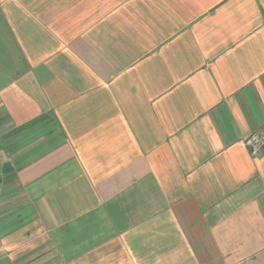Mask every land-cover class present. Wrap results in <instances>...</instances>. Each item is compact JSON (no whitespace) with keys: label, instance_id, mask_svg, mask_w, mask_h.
<instances>
[{"label":"crops","instance_id":"obj_1","mask_svg":"<svg viewBox=\"0 0 264 264\" xmlns=\"http://www.w3.org/2000/svg\"><path fill=\"white\" fill-rule=\"evenodd\" d=\"M264 0H0V264H264Z\"/></svg>","mask_w":264,"mask_h":264},{"label":"built area","instance_id":"obj_2","mask_svg":"<svg viewBox=\"0 0 264 264\" xmlns=\"http://www.w3.org/2000/svg\"><path fill=\"white\" fill-rule=\"evenodd\" d=\"M246 145L254 156H259L264 151V134L257 131L246 139ZM0 181H1V160H0Z\"/></svg>","mask_w":264,"mask_h":264}]
</instances>
